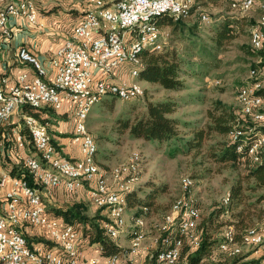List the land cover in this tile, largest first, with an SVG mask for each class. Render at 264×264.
Returning a JSON list of instances; mask_svg holds the SVG:
<instances>
[{"label": "built area", "instance_id": "1", "mask_svg": "<svg viewBox=\"0 0 264 264\" xmlns=\"http://www.w3.org/2000/svg\"><path fill=\"white\" fill-rule=\"evenodd\" d=\"M87 2L95 13V5L104 0ZM160 2L175 3V11L183 9L185 5H194V0H129L123 7L106 11L105 20L90 22L83 18L49 61V68L27 52L20 63L32 66L34 74L31 78L26 74L18 76L22 80V89L7 86V77L0 76V95L13 94L18 100L17 112L21 115V123L19 129L13 131L14 144L16 148L22 149L27 139L31 147V152L21 159L20 177L11 176L0 168V188L4 189L0 208V264H121L125 259L131 260L130 264H151L146 261L132 263L130 259L143 250L145 220L141 215H127L124 199V194L140 182L142 157L138 152H131L124 163L108 170L100 167L95 161V141L92 136L85 134L81 109L88 102V97L97 94V91L119 92V96L132 92V76L140 63L132 62L129 49L132 43L148 35H156L150 29H142L141 20L145 15L165 10L160 9ZM234 2L235 12H240L241 16L250 14L251 0H244V7H236V0ZM206 16L202 14V17ZM12 18H21L28 24L35 25L37 13L32 0H29V6H22V0L11 1L9 14L0 19V36L5 39L11 36L8 22ZM255 22H261L262 32V18H256ZM132 26H139L136 41L128 40V32ZM94 27H113L114 35H94ZM125 66L131 80H116L115 72ZM48 70L53 71L50 79H47ZM63 101L72 104L74 128H78V137H71L79 150V158L76 160L65 158L61 154L58 146L50 139L46 126L37 118L35 124H26V117L33 116L22 113L24 106H51L57 111ZM241 112L244 116L245 113L263 115V112L258 111V100ZM0 114H6L8 122L12 115H9L7 104L0 106ZM21 130L25 131L28 138ZM248 135L249 132L239 130L230 139L235 141L238 136ZM236 152H243L253 163H260L264 152V138L250 136L236 146ZM243 159L244 157H240V160ZM90 183L92 186L88 195L93 206L102 210L109 220L105 224L106 234L112 240H117L123 233L130 238L128 248L118 254L101 257L99 247L95 246L96 253L86 257L77 244L79 230L45 215L42 204L44 194L48 195L58 187L74 192ZM193 187L194 180L191 177H180L178 196L163 215L159 230L176 231L180 238L174 239L167 249L151 256L152 264H185L179 260L183 241L186 239L192 247L199 246L197 226L200 209L191 196ZM227 203L228 196L223 198V204ZM261 209V224L249 227L241 234L230 225L222 230L221 241L217 244L220 254L234 257L243 250L256 252L264 244V201ZM26 225L44 231L57 252L28 246L22 232ZM156 239L157 237L153 240L154 246ZM163 241L168 243V238ZM250 264H264V255Z\"/></svg>", "mask_w": 264, "mask_h": 264}, {"label": "rangeland", "instance_id": "2", "mask_svg": "<svg viewBox=\"0 0 264 264\" xmlns=\"http://www.w3.org/2000/svg\"><path fill=\"white\" fill-rule=\"evenodd\" d=\"M105 1L111 2L106 5L107 7L116 2L115 0ZM257 1L264 3V0ZM105 4V2L97 3L95 7L99 9ZM258 13V11H255L241 16L238 12L230 9L226 1L196 0L191 8L190 16L184 19L183 23L187 26H194L196 36L193 40L198 48H201L203 55L197 52L200 48L198 49L196 46L191 49V55L187 57L182 50H184V46L189 44L188 36H179L173 39L166 29L158 25L160 33L157 38L160 42L162 44L167 42V48H176L179 53L188 59L184 60L182 67V72L185 74L182 78L185 83L184 88L178 91H167L161 89L158 85L137 81L140 92L135 98L124 101L114 97H105L95 103L89 111L86 127L94 140L96 139L95 144L99 161L102 162L107 158L110 166L114 167L124 163L131 152H138L142 157L141 172L139 174L140 182L138 183L140 187L137 188V191H140L138 196L141 201L147 202L150 200L149 194L155 191L152 185L160 186L157 189V191H160H155L156 193L150 201L152 203L150 218L145 219L143 241V247L145 248L151 246L152 239L158 236L162 216L178 196V181L181 176H189L194 180L191 196L200 209L198 233L209 234L207 239L212 238L215 240V244L212 246L214 252H216L219 235L226 226H233L240 233L244 226L250 227L262 223L263 219L261 220L259 217L261 201L259 203L257 200L259 196L264 195V192L261 190L252 192L247 189L251 185V181H245L247 171L243 165H235L232 162H218L219 147L228 140L227 137L215 133H206L205 138L208 139L203 141L199 149L186 150L184 147V141L187 138H192L194 130H206V126L209 124L206 112L208 110L214 111L215 102L226 106L236 115L238 120V125L234 126L236 132H239V130H247L245 132H248L251 129L253 133H264L260 130V128L264 129V117L260 122H254L245 117L241 112L242 102L238 98L239 90L250 82V79L255 78L249 71L252 69L250 64L255 60L248 55L247 48L250 47V31L256 24L255 19L258 18ZM201 14L209 16L210 22L208 24L200 22L199 16ZM227 17L240 22L246 20V22L240 26L241 29L235 39L225 43L223 47L216 51L211 50L209 38L213 36L214 29ZM238 25L239 23H237L236 29ZM152 45L153 43L145 44L144 48L151 50ZM198 56L204 58L202 70L198 68L196 63H192L198 62ZM204 71L206 73L200 74ZM127 78L131 80L129 76ZM260 83L262 88L264 79ZM144 90H146V93H144ZM163 99H171L176 103L175 112L172 116L180 121L178 141L144 142L133 139L126 134H116L117 120L128 119L133 121V119L143 114L147 102ZM261 101L260 110L263 111L264 115V98L261 97ZM16 114L14 113L12 116ZM15 117L18 119L17 115ZM230 138H232L231 135ZM16 160L18 161V159ZM237 183H240L242 188L240 198L242 205L231 213H222L220 208L225 207L223 198L230 194V189ZM137 207L127 204V215H132ZM240 210L244 211L242 215L244 225L242 226L237 224L238 221L234 217L236 212ZM247 213L253 217L250 222L246 216ZM123 235L116 242L124 244L119 241L121 238L124 239ZM263 245L258 248L259 254L264 253ZM253 253L254 250H243L240 255L234 258L243 259L237 264L253 262L255 261L254 257H256H251ZM203 264H209L207 258L203 260Z\"/></svg>", "mask_w": 264, "mask_h": 264}, {"label": "trees", "instance_id": "3", "mask_svg": "<svg viewBox=\"0 0 264 264\" xmlns=\"http://www.w3.org/2000/svg\"><path fill=\"white\" fill-rule=\"evenodd\" d=\"M117 1V0H115ZM103 7H107L106 5L110 4L111 2H106ZM195 2V0H194ZM191 14V10H190ZM200 17V16H199ZM256 20V19H255ZM184 19L179 21H173L168 16H161L158 17L155 22L159 26H166L168 28L169 35L172 36L173 39L179 36H188V46H184V52L187 57L191 55V49L195 48L197 44L193 40L195 38V29L194 26H187L183 23ZM246 20L242 22L233 20L229 17L224 18L221 24H219L214 29V34L209 38V44L211 50H217L229 41H232L237 37L238 32L240 31V26L244 25ZM239 23L238 28L236 29V25ZM251 24V23H250ZM246 25V24H245ZM251 32V31H250ZM167 43V42H166ZM166 43L164 44L161 51L153 52L152 49H143L140 53L141 57V64L139 66V71L137 75V81H144L145 83L151 85H158L161 89L167 91H178L184 88V81L182 78L185 74L182 72V67L184 65V60L187 59L181 53L177 51L176 48L170 47L167 48ZM198 48V46H197ZM200 48V47H199ZM198 48V49H199ZM206 51L205 48L202 47ZM210 51V50H208ZM198 53L203 55L201 48L197 50ZM247 53L249 56L254 58L255 62L250 64V70L264 68V40L262 42V46L258 50H253L250 47L247 48ZM213 57V54H212ZM188 60V59H187ZM198 62L196 63L200 70L204 67V58L198 56ZM194 61V60H192ZM188 63V62H187ZM191 63V62H190ZM249 70V71H250ZM206 73L200 72V74ZM258 77V76H257ZM262 81L264 78L260 75L258 78L250 79V82H254V80ZM256 80V81H257ZM249 83V82H248ZM146 93V90H144ZM257 95L261 96L262 99L264 98V86L258 90L256 93ZM176 103L171 99H163L160 101L155 102H147L145 105V111L142 115L138 118L133 119V121H129L128 119L125 120H117V133L118 135L126 134L129 137L142 140L144 142H170L173 140L178 141L180 137V121L178 118L172 116L175 112ZM263 112V111H262ZM22 113L26 115H31L33 118H37L43 125L48 123L47 118H55V110L51 106H44L42 108H32L29 106H24L22 108ZM46 116V117H45ZM206 116L209 119V124L206 126V130L199 129L194 130L192 133V138H187L184 141V147L186 150L191 149H199L203 143L208 138H205L206 133H215L220 136H225L228 138L225 143L219 147V152L217 154L218 162L226 163L232 162L235 165H243L247 171V175L245 176V181H251V185L248 186L247 189H250L252 192H256L261 190L264 192V152L261 154V162L260 163H253L250 158L247 157L243 152L239 154L236 152V146L243 142L245 139L250 138V136H254V133H249L248 136H238L235 141L230 139V135L237 133L235 130L236 125H238V120L236 115L231 112L226 106L222 105L219 102L214 103V111L208 110L206 112ZM188 123V122H187ZM4 125V124H3ZM3 125L0 127V143L5 139L3 138V133L9 132L10 135V128L6 127L3 129ZM187 125V124H186ZM259 130V129H258ZM264 131V129H261ZM259 130V131H260ZM243 131V130H240ZM247 131V130H245ZM243 131V132H245ZM21 133L26 136L25 131L21 130ZM258 133V132H257ZM261 134V133H259ZM264 134V133H263ZM26 138H28L26 136ZM94 139V138H93ZM96 140V139H95ZM94 140V141H95ZM96 142V141H95ZM240 157H244L243 160H240ZM10 175L14 177H20L22 173L16 174V168L14 167L10 170ZM29 181V178L26 177ZM30 182V181H29ZM145 183V182H144ZM156 192L160 191L157 189L160 186L152 185ZM140 186H135L132 190L126 192L124 194V199L127 204L132 206H138L137 210L133 212V215H141L145 220L150 215V206L152 205L151 198L156 193L152 191V195H150V200L145 202L141 201L139 198L140 191H137V188ZM242 188L240 183L233 186L230 189V194H228V203L225 207H221L222 213H231L235 211L240 205H242L240 198H241ZM264 201V195L259 196L257 202L260 203ZM224 205V204H223ZM170 207V206H169ZM145 209V211H142ZM53 216L60 218L64 224L72 225L76 229L79 228L81 230L82 238H84L89 245H95L100 249V256L101 257H108L111 255L118 254L121 252V248H119L114 240H112L105 232V224L109 222L106 214L102 210H97L93 216H88L86 214V209L81 204H72V206L66 209H58L54 208L50 210ZM243 210L236 212L235 216L237 219V224L242 226L243 224ZM165 214V213H164ZM163 214V215H164ZM249 219V222L252 221L253 217L251 214H246ZM163 217V216H162ZM259 217L262 220L263 214L262 209L260 207ZM252 227V226H250ZM249 227H243L242 231L238 234H241L244 230ZM199 225L197 226V233H198ZM199 239V246L192 247L190 243L185 239L183 241V245L180 250L179 260L181 262L185 261V264H201V261L205 259L209 251L213 248L212 246L215 244V240L208 238L206 233L200 232L198 233ZM25 236V235H24ZM168 238V243H165L163 239ZM180 238L179 234L176 231H167V232H159L156 244L154 246V250L152 253V257L155 255L157 251L165 250L169 247L170 243L174 239ZM239 238V235L237 236ZM27 244L30 242H37L35 239H28L26 238ZM46 247H51L54 244L50 242H45ZM29 246V244H28ZM193 249L192 254H189V250ZM152 257H150L146 262L152 264ZM237 257V256H234ZM234 257H224L220 259H215L212 264H237L239 261H243L242 258H234ZM251 261L245 262L242 264H250Z\"/></svg>", "mask_w": 264, "mask_h": 264}, {"label": "crops", "instance_id": "4", "mask_svg": "<svg viewBox=\"0 0 264 264\" xmlns=\"http://www.w3.org/2000/svg\"><path fill=\"white\" fill-rule=\"evenodd\" d=\"M32 2L37 11L36 24L30 25L24 19L12 18L8 22V27L11 32L10 38L5 39L0 36V76L7 77V86L16 84L18 76L21 74H26L28 78H31L34 74L32 66L20 63L17 56L19 49H25L45 67L49 68V61L55 56L56 51L63 45L73 29L82 22L84 14L88 10H92L87 0H32ZM113 4L108 7H111ZM95 9L98 8L95 7ZM161 27L168 31L166 26ZM127 69L128 68L125 66L116 71L114 78L116 80L130 81L127 78L129 76ZM52 76L53 71L48 70L47 79H50ZM17 110L18 108H16L11 115L17 113L16 115L18 119L15 117L16 115L12 116L8 122L3 125V129L6 127L10 128V135L9 132H4L3 138L5 139L0 143V168L9 173L10 170L15 167L16 174L22 173L21 159L31 152V147L27 139L25 147L22 149L16 148L12 139L14 138L13 131L15 129H19L21 122H19V119L21 120V115L17 112ZM55 114V118H47L49 121L44 124L48 135L52 142L58 146L61 154L65 158L76 160L79 158V150L77 145L74 144L71 139V134L73 133L75 126L72 104L70 102L63 101L60 110L55 111ZM14 118H16V120H14ZM16 159H18V161ZM95 161L100 167L105 168L106 170L112 167L110 166L107 158L102 162L99 161L98 152L96 153ZM91 186V183L85 184L82 188L74 192H68L63 187H58L51 190L48 195L44 194L42 196V204L44 206L46 217L58 219L62 224H64L60 218L53 216L50 210L54 208L66 209L72 206V204L83 205L86 209V214L88 216H93L98 209L93 206L88 195ZM3 192L4 189L0 188V208ZM147 218H150V215ZM77 229L80 233L77 241L79 249L86 257L93 256L96 253L95 245H89L87 241L82 238L81 230L79 228ZM22 232L26 238L37 240V242L34 241L28 243L30 247L38 248L43 251L52 250L57 252L54 245L46 247L45 243H43V241L50 242L44 231L26 225L22 228ZM221 237L222 234L220 233L219 240L217 241L218 243L221 241ZM123 238L124 239L121 238L119 241L124 244H119L116 240H114L115 244L121 248V251L128 248L130 240L127 235H123ZM155 238L152 239L151 246H148L147 248L143 247V250L139 254L130 258L132 259V263L145 262L151 257L154 250L153 240ZM192 252L193 249H190L188 253L192 254ZM258 254L259 250L251 254V257L256 256L254 257L256 260L264 255V253ZM214 257L217 260L220 259L219 257L224 258L226 256L220 254L216 246V252H214L212 248L206 257L209 264H212V262L215 261ZM203 260L201 261V264H203ZM130 263L131 260L127 259L121 262V264Z\"/></svg>", "mask_w": 264, "mask_h": 264}, {"label": "bare ground", "instance_id": "5", "mask_svg": "<svg viewBox=\"0 0 264 264\" xmlns=\"http://www.w3.org/2000/svg\"><path fill=\"white\" fill-rule=\"evenodd\" d=\"M12 0H0V19L2 16H6L10 12V4ZM129 0H117L111 7H102L99 9H95V13L92 10H88L84 14V19L90 22H98L101 20L106 19V11H110L112 9H115L116 7H123L124 4H127ZM229 8L235 11V2L234 0H225ZM251 10L250 13H253L255 11H258V18H262V22H264V3H260L257 0H251ZM22 6H29V0H22ZM193 5H185L183 9H176L175 11V3L173 2H160V9L165 10H159L156 12H153L149 15H145L142 17L141 20V27L142 29H150L151 32H153L156 35H148V37L141 39L135 43H132L129 49V56L133 63H140L141 64V57L140 53L144 49L145 44H151L152 51L158 52L161 51L164 44L160 42V40L157 38L160 29L158 25L156 24L155 20L158 17L161 16H168L173 21H179V18H186L187 16H190V10ZM236 7H244V0H236ZM36 13V10H35ZM240 14V12H238ZM200 22L202 24H208L210 22V18L207 15L206 17H202V14L200 15ZM261 22H256L255 26L250 32V46L253 50H258L262 46V42L264 40V25L263 30L261 32ZM137 33H139V26H132V29L128 32V40L129 41H136L137 40ZM94 35L98 36H113L114 35V28L113 27H94ZM24 55H27V51L23 48L18 50L17 56L19 58V61H22V57ZM140 66V65H139ZM139 67L134 70V74L132 76V82H131V89L132 92H129L127 94H123L122 96H119V92H111V91H97V94L90 95L88 97V102L82 106L81 109V117H84V129L86 136H91L90 133L87 130L86 127V119L89 115V111L92 108V106L100 101L101 99L105 97H114L120 100L129 101L133 98H135L139 92H140V86L137 82V75H138ZM264 68L260 69H254L250 70V74L258 78L260 75L264 78ZM258 76V77H257ZM257 80V79H256ZM254 80V82H249L245 86H243L239 90L238 98L242 102V110L246 109V106H253V103L255 100H258V111L261 112L260 106L262 104L261 96L257 95L256 93L261 88L260 86V80ZM17 83L12 85L15 89H22V80H19V77L16 81ZM8 105L9 107V115H11L16 108H18V100H16L15 95L13 94H1L0 95V106ZM245 117L249 118L250 120L254 122H260L262 121L264 115L262 114H255V113H245ZM7 122V116L6 114H0V125L6 124ZM26 124H35V118L33 117H26ZM17 130V129H15ZM253 130H248L249 133H253ZM239 133V132H237ZM237 133L232 134L237 135ZM71 137H78V128H74L73 133L71 134ZM256 138H264V134L254 133V136Z\"/></svg>", "mask_w": 264, "mask_h": 264}]
</instances>
